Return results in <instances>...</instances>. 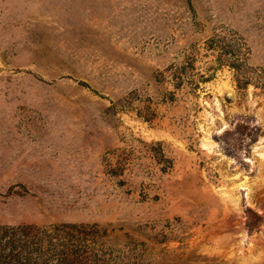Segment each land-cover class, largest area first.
<instances>
[{
	"label": "rangeland",
	"instance_id": "rangeland-1",
	"mask_svg": "<svg viewBox=\"0 0 264 264\" xmlns=\"http://www.w3.org/2000/svg\"><path fill=\"white\" fill-rule=\"evenodd\" d=\"M0 264H264V0H0Z\"/></svg>",
	"mask_w": 264,
	"mask_h": 264
}]
</instances>
